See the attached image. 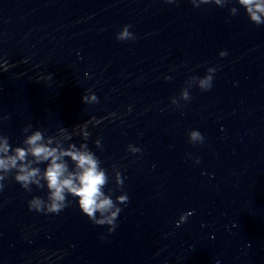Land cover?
Here are the masks:
<instances>
[{
	"label": "water",
	"instance_id": "obj_1",
	"mask_svg": "<svg viewBox=\"0 0 264 264\" xmlns=\"http://www.w3.org/2000/svg\"><path fill=\"white\" fill-rule=\"evenodd\" d=\"M0 264H264V0H0Z\"/></svg>",
	"mask_w": 264,
	"mask_h": 264
}]
</instances>
